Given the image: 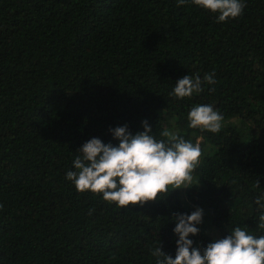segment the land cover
Listing matches in <instances>:
<instances>
[{"label": "trees", "instance_id": "trees-1", "mask_svg": "<svg viewBox=\"0 0 264 264\" xmlns=\"http://www.w3.org/2000/svg\"><path fill=\"white\" fill-rule=\"evenodd\" d=\"M244 3L218 23L177 0H0V264H156L158 242L174 259V217L196 209L193 247L235 227L264 235V0ZM213 72L203 91L169 95ZM200 104L222 114L219 133L187 127ZM144 121L157 140L200 145L192 187L125 209L78 193L66 173L82 145L118 146L113 129Z\"/></svg>", "mask_w": 264, "mask_h": 264}, {"label": "clouds", "instance_id": "clouds-1", "mask_svg": "<svg viewBox=\"0 0 264 264\" xmlns=\"http://www.w3.org/2000/svg\"><path fill=\"white\" fill-rule=\"evenodd\" d=\"M188 3L216 14L218 23L239 18L246 6L244 0H177V6ZM214 76V72L203 78L199 73L186 75L169 95L177 100L189 98L203 91L202 85H214ZM222 120V114L212 105H195L187 114V127L215 134L221 131ZM142 126L144 130L135 135L126 125L113 129L118 146L90 139L80 148L73 161L75 171H68L66 179L78 193L101 196L105 203L119 209L156 202L161 194H169V188L174 191L192 187L193 172L202 155L200 145L167 129L160 133L166 139L157 140L147 121ZM255 204L259 213L257 228L264 229V196L258 197ZM202 216L203 211L196 209L190 215L174 217V234L178 236L175 258L165 255L158 242L151 251L156 264H264V235L254 236L241 227L203 250L193 247L188 237L199 233L197 225L202 223Z\"/></svg>", "mask_w": 264, "mask_h": 264}, {"label": "rangeland", "instance_id": "rangeland-1", "mask_svg": "<svg viewBox=\"0 0 264 264\" xmlns=\"http://www.w3.org/2000/svg\"><path fill=\"white\" fill-rule=\"evenodd\" d=\"M213 233L215 234V232L213 231Z\"/></svg>", "mask_w": 264, "mask_h": 264}]
</instances>
